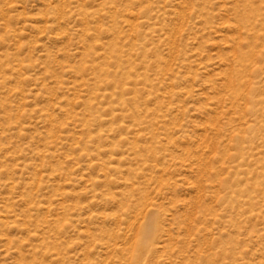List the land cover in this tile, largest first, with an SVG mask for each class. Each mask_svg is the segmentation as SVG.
<instances>
[{"label": "rangeland", "instance_id": "374dc122", "mask_svg": "<svg viewBox=\"0 0 264 264\" xmlns=\"http://www.w3.org/2000/svg\"><path fill=\"white\" fill-rule=\"evenodd\" d=\"M0 264H264V0H0Z\"/></svg>", "mask_w": 264, "mask_h": 264}, {"label": "bare ground", "instance_id": "6f19581e", "mask_svg": "<svg viewBox=\"0 0 264 264\" xmlns=\"http://www.w3.org/2000/svg\"><path fill=\"white\" fill-rule=\"evenodd\" d=\"M152 234H153V229L149 225L144 226L140 231V241L138 244L140 253L141 251H145L151 247L152 243H150V240L153 237Z\"/></svg>", "mask_w": 264, "mask_h": 264}]
</instances>
